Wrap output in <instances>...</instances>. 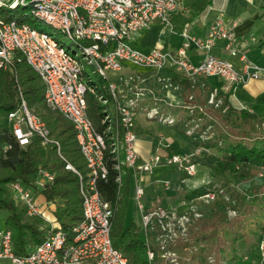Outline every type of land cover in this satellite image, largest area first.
Listing matches in <instances>:
<instances>
[{
	"label": "built area",
	"instance_id": "1",
	"mask_svg": "<svg viewBox=\"0 0 264 264\" xmlns=\"http://www.w3.org/2000/svg\"><path fill=\"white\" fill-rule=\"evenodd\" d=\"M19 6L31 7L35 18L60 29L74 41H82L78 44L83 58L105 81L109 95L103 97L98 94V88L86 80L81 59L61 46L48 31L40 30L26 20L14 17L5 20L0 15V69L11 67L15 59L24 58L39 74L45 83V104L63 113L73 123L88 168V181L83 182L79 171L61 154L58 140L50 137L46 123L29 109L20 92L21 102L8 117L13 134L23 145L34 135L40 137L43 145H56L66 167L80 177L83 211L82 219L66 233L56 227L46 211L48 204L40 202L36 196L54 182V172L39 167L32 185L28 186L19 180L10 181L9 189L15 200L25 206L27 215L42 216L48 227L42 242L22 254L14 251L11 230L0 229V264H126L127 258L112 243V203L102 198L97 187L99 179L108 178V156L111 155L113 159L112 168L117 170L118 193L125 168L134 170V200L141 211L140 222L144 230L151 232L154 225L159 223L163 230L162 236L167 237L173 236V226L168 220L170 211L163 206L146 208L143 200L144 176L152 174L156 167L164 164L174 165L192 175L196 172L197 164L189 154L177 151L154 153L139 161L140 156L134 148L137 138L135 116L139 97L145 90L136 86L132 94L124 95L122 85L128 81L121 83L110 80L108 73L121 70L124 64L156 70L169 68L188 77L218 76L229 87H235L262 76L264 67L246 59L239 51L232 25L223 14L209 24L202 36L190 33L187 29L182 30L180 34L183 40L176 50L161 47L142 50L133 45L134 36L148 29L155 20L168 26L170 15L180 10L182 0H0V8ZM220 39L224 40V48L231 55H241L242 66H235L230 60L211 52ZM193 47L204 52L203 59L197 63L189 58V51ZM88 91L103 104L113 101L114 113L105 109L102 117V122L107 124L104 132L97 130L87 115ZM208 101L219 105L214 92ZM146 115L148 118L172 122L171 118L158 114L154 107L149 108ZM164 147L169 148L170 144L166 143ZM221 193L222 188L214 184L200 197L211 202ZM194 214L200 215L197 211ZM176 219L184 231L187 214H179ZM258 251L260 258L254 264H264V233L258 242ZM147 254L150 262L153 261L154 251L148 248ZM169 255V262L177 264L174 253Z\"/></svg>",
	"mask_w": 264,
	"mask_h": 264
},
{
	"label": "trees",
	"instance_id": "2",
	"mask_svg": "<svg viewBox=\"0 0 264 264\" xmlns=\"http://www.w3.org/2000/svg\"><path fill=\"white\" fill-rule=\"evenodd\" d=\"M0 15L5 20L13 17L9 8H0ZM19 19L26 20L24 17ZM13 62L11 67L0 69V213L4 217V228L12 232L14 251L22 254L42 242L48 226L42 216L27 215L25 206L13 197L8 186L10 181L19 180L28 186L32 185L39 167L54 172V182L40 193L45 197L48 204L46 211L56 227L66 233L82 219L83 210L80 177L66 167V162L58 153L56 145L54 143L43 145L38 135H34L23 145L13 134L8 117L21 102L20 92L29 109L46 123L50 137L58 140L61 154L79 171L83 182L88 181V168L73 123L63 113L45 104V83L42 78L24 58L15 59ZM180 76L179 73H173V78ZM101 91L108 95L105 88H101ZM86 100L87 115L96 129L104 132L107 124L102 122V117L106 104L89 91L86 93ZM217 118L226 128L222 129L218 124L215 125L220 131V149L223 152L211 167L212 182L206 189L192 190L186 199L199 197L214 183L223 187L222 191L227 193L229 199L224 198L225 193L218 195L220 197L217 203H212L215 208L208 218L210 225L208 224L204 233L181 242V247L196 245L191 251L185 252L181 261L182 264H199L204 261L209 264L208 256H211L214 248H218L217 258L211 264H222V259L229 264H254L260 258L258 242L264 233V191L255 192L249 197L234 192L226 173L232 178L236 176L242 180L246 177L245 173L240 171L243 167L253 159H264V130L259 125L260 122H264V117H257L255 113L244 108L229 106L224 99L217 109ZM122 132L120 128V135ZM107 161L108 178L99 179L97 187L102 198L112 203L113 246L127 258L126 264H151L147 254L148 248L154 251L153 262L163 264L164 258L159 248L144 240L140 227L133 218L128 221L125 219L134 170L125 168L121 190L118 193L117 170L112 168L111 155ZM224 207L239 213L227 219ZM202 238L208 242L202 243ZM238 247L245 249L244 256L236 253Z\"/></svg>",
	"mask_w": 264,
	"mask_h": 264
},
{
	"label": "crops",
	"instance_id": "3",
	"mask_svg": "<svg viewBox=\"0 0 264 264\" xmlns=\"http://www.w3.org/2000/svg\"><path fill=\"white\" fill-rule=\"evenodd\" d=\"M220 14H223L226 21L232 25L235 34V45L239 51L246 59L264 67V0H182L180 10L170 15V24L168 26H163L158 20H155L148 29L138 32L134 36L132 43L142 50L158 47L176 50L183 40V36L180 34L182 30L187 29L190 33L202 36L206 33L209 24ZM224 43V40H218L211 52L217 57L230 60L235 66H242L243 59L241 55H231L224 48ZM203 53L202 50L193 47L189 51V58L192 62L197 63L203 59ZM127 65L129 66L130 64H124L123 67ZM130 66L132 67V65ZM136 68H139L140 71L141 69H148L143 67ZM156 71L161 74H170L173 81L180 85L184 99H187L188 95L192 93L194 98L190 101H182V99L180 101L178 98L183 104L181 103L177 106L173 104V100L169 95L139 99L135 118L137 136H139L140 142L138 151H136L141 160L148 158L154 153L177 151L189 154L197 166L196 172L192 175L177 169L174 165L168 168L165 165L156 167L152 174L144 176L145 194L143 200L148 209L163 206L169 210L170 206L175 205H178L180 210L193 209V199H191L193 201L190 200L191 202H185L187 194L194 189H206L210 186L212 182H210V179H212L211 167L216 162L217 157L223 152L220 149V133L207 141L203 139L204 133L202 130L204 125L208 122L207 124L211 123L215 127V123L218 121L217 109L224 99L227 100L229 106L231 105L237 109L244 108L255 113L257 117H264V74L259 78L249 80L245 84L229 87L218 76L196 75L188 77L179 73L181 75L180 78H173V73L177 72L169 68ZM111 72L116 71L108 73L110 80L121 83H125L127 80L124 75L114 79L111 77ZM101 85V88H105L104 80H101ZM122 86L125 89L124 85ZM106 92L108 93L107 90ZM124 92V95L132 94V91L129 92L126 89ZM212 92L215 94V101L219 102L217 108L208 101ZM98 94L103 97H108L109 95V93L108 95L104 94L101 90H98ZM175 94L180 95L182 93ZM151 107L156 108L158 114L165 118H171L172 122L168 123L158 118H148L146 111ZM106 109L109 113H114L112 100H109L106 104ZM175 114L177 117L174 118ZM190 123L193 124L191 127L199 125V130L190 129ZM205 136L208 137L209 135ZM166 143L170 144L169 148L164 147ZM259 168H264V159H253L240 170H243L245 175L248 176L247 182L243 184L246 190L253 188V178L250 174L253 175L254 170H258L257 174L259 175ZM261 176L264 177V173ZM226 177L231 180V185H234L233 178L229 173H226ZM134 181V177H132L130 194H133V196ZM207 181L209 182L206 183ZM184 184H190L192 188H188L189 190L184 193V197L180 198L182 192L180 194L176 189L180 187L179 185ZM261 185H264V181ZM260 191H264V188H261ZM36 196L40 202L45 203L43 194L38 192ZM137 211L140 218L134 221L140 227V233L144 240L152 244V234L149 231H145L142 227V222H140L141 211L138 208ZM0 218L4 221L3 215Z\"/></svg>",
	"mask_w": 264,
	"mask_h": 264
},
{
	"label": "rangeland",
	"instance_id": "4",
	"mask_svg": "<svg viewBox=\"0 0 264 264\" xmlns=\"http://www.w3.org/2000/svg\"><path fill=\"white\" fill-rule=\"evenodd\" d=\"M11 11V15L14 18H21L24 17L26 19V21L30 22L33 26L37 27L40 30H45L48 31V33H50L56 41L59 42V44L61 46H63L65 49L76 53L77 57H79V59H81L82 62V70L83 73L85 74L86 80L89 81L90 84H92L93 86H96L98 88V90H101V78L99 76V74H97L96 72H94L93 68L91 65L87 64V62L84 60L83 58V52L81 47L79 46L78 43H82V41H74L72 39H70L64 32H61L60 29H57L51 25H48L40 20H38L37 18H35L34 15H32L31 13V7L26 6H19L16 8H9ZM3 10V9H2ZM126 65V64H125ZM129 74V75H128ZM125 76L127 78L126 84H123L125 89L128 90L129 92L134 91L136 86H140L142 88H144L145 93H143L139 98H155V96H161V95H169L171 97V99L173 100V104L175 106H177L178 104H181L182 101H190L193 100L194 95L193 93L188 95L187 99H184L183 96V92L181 90V87L179 84L175 83L173 81V79L171 78V75L169 77L168 74H161L160 72H157L156 69H152V68H148L147 70L144 69H140L136 68V67H131L130 65L123 67V69L116 71V72H111V77L114 79H118L119 77ZM128 92V93H129ZM180 92L182 94H180ZM150 93V94H149ZM153 93V94H152ZM175 93H179L180 95H176ZM180 101H179V99ZM183 104V103H182ZM215 108H217V105H214ZM213 106V107H214ZM177 117L176 114L174 115V118ZM262 118V117H260ZM206 123V122H205ZM208 123V122H207ZM204 125L203 128V139L205 141L211 139L214 136H217L220 131L219 129L216 127H213L210 124ZM215 124H218L219 126L222 127V129H225V124L223 122H216ZM190 123V129L193 130H199L200 126L196 125L191 127ZM259 125L262 127V129L264 130V122H260ZM109 126L111 127V124H109ZM220 127V128H221ZM205 135H209L208 137H206ZM139 136H137V138L134 141V148L135 150L138 151L139 148ZM165 166H167V168L169 166H171L170 164H164ZM260 170V174L258 175V170H254L253 175L250 174L252 176V180H253V188L251 190L249 189H245L243 187V184L245 182H247V175H245L246 177L242 180L237 179V177H233V183L234 185L231 190H234V192L237 193H243L245 194L247 197H249V195L254 194L255 192L260 191L261 188H264V185L262 186V182L264 181V177L261 176L264 173V168H259ZM243 172V170H242ZM244 173V172H243ZM249 175V176H250ZM212 181V179H210V182ZM209 181H207L206 183H208ZM215 186H220V184L218 183H214ZM180 187L177 188L176 190L180 192H182L181 197H184V193L189 190L188 188H192V185L190 184H184V185H179ZM190 186V187H189ZM221 187V186H220ZM194 188V187H193ZM223 190V187H221ZM178 192V195L180 196ZM226 194L227 193L225 191H222V194ZM220 195V194H219ZM224 196V198L226 200L229 199L228 195ZM218 197L214 200V201H206L204 199H202L200 196L194 198V208L191 209H181L179 208L178 205L175 206H170L169 211H170V218H168L169 221H171V224L173 226V230L171 232H173V236L167 237V236H162V232L163 230L160 228V224L157 223L154 225V229L151 230V234H152V239L151 241H153V243L151 245H153L156 248H159V250L161 251V256L162 258H164L163 260V264H173L171 262H169V258L171 257V255L169 254H173L176 257L177 260V264H182V256L185 254V252H189L191 251L193 248H195L196 245H191L190 247H181V242L182 241H187L189 239H193L195 238L196 234L201 235L202 233H204V231L207 229V226L209 224V219L210 216L213 213L214 210V205L215 203H217L218 201ZM185 199V198H184ZM191 200V201H193ZM190 200H186L185 202H191ZM183 202V201H182ZM213 203V204H212ZM219 206V205H217ZM225 213H226V217L227 219L235 216L236 214L239 213V211H235L231 208L228 207H224L223 208ZM197 211L200 213V215H195L194 212ZM179 214H187V221H186V229L183 231L180 229L179 225L177 224V216ZM2 216V214L0 213V217ZM125 219L126 221H128L130 218H133L134 220L139 219V213L137 211V207L135 204V200H134V196L133 194L129 196L128 198V205L127 208L125 210ZM176 219V220H175ZM175 223V224H174ZM232 223H230L231 225ZM3 225H4V221L1 220L0 218V229H3ZM210 225V224H209ZM233 228V225H232ZM234 229V228H233ZM215 231V230H214ZM208 242L207 239L205 240L204 238L201 239V242ZM161 245H164V247L162 248ZM226 244H223V246H225ZM217 250L218 248H214L213 251H211V256H208V260L209 257H212V260H210L211 264L212 262H214L217 258ZM236 253L239 255H245V249L242 247H238L236 248ZM151 264H157V262H153L151 261ZM222 264H229L226 260L222 259L221 260ZM199 264H206L205 261L204 262H200Z\"/></svg>",
	"mask_w": 264,
	"mask_h": 264
}]
</instances>
